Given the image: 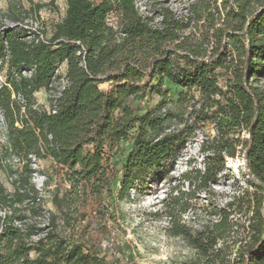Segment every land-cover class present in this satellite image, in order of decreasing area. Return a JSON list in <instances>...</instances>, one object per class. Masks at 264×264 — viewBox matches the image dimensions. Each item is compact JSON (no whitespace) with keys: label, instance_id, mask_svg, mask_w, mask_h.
Masks as SVG:
<instances>
[{"label":"trees","instance_id":"1","mask_svg":"<svg viewBox=\"0 0 264 264\" xmlns=\"http://www.w3.org/2000/svg\"><path fill=\"white\" fill-rule=\"evenodd\" d=\"M155 12L154 23L135 0H65L64 16L49 23V36L0 29L6 78L0 86L6 126L0 168L13 188L0 181V264H109L61 233L57 220L90 195L110 192L116 174L108 154L120 141L133 136L119 178L122 200L206 123L215 134L202 141L204 168L190 169L181 179L205 190L218 182L225 157L241 156L253 191L245 189L227 204L247 214L237 258L240 264H264V0H189L180 13L164 6ZM62 63L65 85L49 94L44 108L34 94L52 90ZM166 80L183 89L178 103L189 114L173 131H165L164 123L178 115L140 113L129 102L145 92L166 95ZM102 82L111 88L100 89ZM12 157L15 169L2 165ZM32 157H49L68 183L53 191L46 224L43 198L31 179ZM178 192L172 187L153 216L166 214L170 234L184 238L207 264H223L219 243L236 225L231 210L215 209V220L192 230L178 219L187 206Z\"/></svg>","mask_w":264,"mask_h":264},{"label":"rangeland","instance_id":"2","mask_svg":"<svg viewBox=\"0 0 264 264\" xmlns=\"http://www.w3.org/2000/svg\"><path fill=\"white\" fill-rule=\"evenodd\" d=\"M99 1V0H92ZM189 0H135L141 13L158 21L156 9L160 6L168 7L177 13L187 5ZM65 0H0V29H23L27 38L33 33L40 37L50 35V22L58 21L64 16ZM115 16H110L114 23ZM65 63H62L57 77L52 84V90L41 89L34 95L38 105L48 108L49 94L55 93L65 85ZM5 67L0 68V86L5 81ZM164 86L169 88L166 95L145 92L130 98L132 106L140 113L154 110L157 113H174L177 118L166 120L165 131H173L182 127L178 122L189 120L187 108L178 103V97L183 90L167 80ZM99 88L107 91L110 82H102ZM191 91L189 95L192 93ZM197 95V93H195ZM191 103V102H190ZM6 126L0 111V145L5 141ZM212 123L200 124L199 128L190 134L179 145L161 170L146 174L137 189H131L128 195L120 200L117 198L121 167L126 161L132 147L133 136L114 145L109 152L113 165L110 192L101 197L90 195L78 210L69 215H61L58 219V229L65 235H72L79 239L84 248L103 257L109 264H207L198 257L195 251L180 236H174L169 231V218L156 211H162L161 201L167 196L171 188L176 186L178 193L186 201L184 212L178 214V219L190 229H199L203 225L215 220L212 212L217 209L230 211L229 219L236 223L234 232L219 244L224 249L225 262L223 264H240L237 249L243 241L247 214L239 213L233 206L228 210L227 204L235 201L245 189L253 191L244 175V163L239 154L234 158L225 157L224 168L215 184H208L205 190H196L181 179V175L190 169H203L206 152L202 149V141L214 136ZM240 137H247L245 131ZM31 167L34 172L31 179L39 190L45 211L43 221L47 223V210H54L51 197L54 190L63 191L68 188L63 169L49 158L36 159L32 157ZM2 165L17 167L15 158H10ZM0 181L12 191V185L7 174L0 168ZM175 194V193H173Z\"/></svg>","mask_w":264,"mask_h":264},{"label":"built area","instance_id":"3","mask_svg":"<svg viewBox=\"0 0 264 264\" xmlns=\"http://www.w3.org/2000/svg\"><path fill=\"white\" fill-rule=\"evenodd\" d=\"M111 15H114V13H110V14L108 15V22H109V24L112 25V24H114V23H111V22H110V16H111Z\"/></svg>","mask_w":264,"mask_h":264}]
</instances>
